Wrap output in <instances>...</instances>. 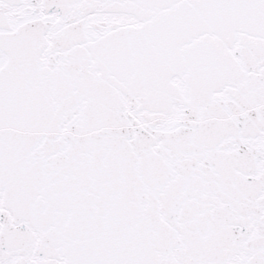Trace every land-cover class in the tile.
<instances>
[{
  "label": "snow or ice",
  "instance_id": "snow-or-ice-1",
  "mask_svg": "<svg viewBox=\"0 0 264 264\" xmlns=\"http://www.w3.org/2000/svg\"><path fill=\"white\" fill-rule=\"evenodd\" d=\"M0 264H264V0H0Z\"/></svg>",
  "mask_w": 264,
  "mask_h": 264
}]
</instances>
